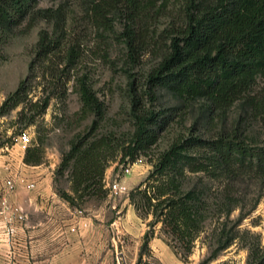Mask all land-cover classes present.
<instances>
[{"label":"trees","instance_id":"trees-1","mask_svg":"<svg viewBox=\"0 0 264 264\" xmlns=\"http://www.w3.org/2000/svg\"><path fill=\"white\" fill-rule=\"evenodd\" d=\"M38 1L0 0V44L26 18L54 21L56 34L39 33L30 63L31 69L46 64L51 88L36 91L41 81L34 80L45 79L46 69L29 73L2 102L0 115L21 106L17 122L35 124L52 98H65L73 79L80 107L72 117L76 125L92 120L62 151L56 174L69 184L57 187L59 196L72 207L105 198L109 164L126 165L148 155L169 125L183 124L186 109L200 101L186 133L149 158L152 168L129 192L130 203L141 218L151 216L145 241L159 224V232L186 259L207 233L209 255L199 264L238 241L247 249L246 264H264L260 234L240 226L262 195L244 211L245 186L264 187V85L255 90L264 77V0H88L84 13L91 25L123 44V70L130 78V124L123 128L112 119L113 127L105 130V101L86 74L72 77L81 53L76 41L65 49V9H36ZM147 55L155 62L142 85L131 69ZM159 91L172 102L153 108ZM45 138L37 129L25 149L26 164L43 161Z\"/></svg>","mask_w":264,"mask_h":264},{"label":"rangeland","instance_id":"rangeland-1","mask_svg":"<svg viewBox=\"0 0 264 264\" xmlns=\"http://www.w3.org/2000/svg\"><path fill=\"white\" fill-rule=\"evenodd\" d=\"M88 0H39L36 9L62 7L67 14L65 25V49L79 43L80 57L72 70V77L86 74L93 89L107 105V121L103 129L113 127L112 119H117L123 128L130 124L128 90L130 78L124 73L126 57L123 44L112 33L100 35L84 13ZM32 17V16H31ZM26 18L3 44H0V105L15 91L19 82L29 73L40 74L47 70L46 78L40 75L34 81H41L51 88L50 69L46 64L41 68L35 64L36 43L41 31L55 35V22L43 18ZM161 22H165L162 18ZM66 51L54 55V61ZM153 56H145L142 64L131 69L139 84L145 83V75L154 64ZM45 67V68H44ZM48 67V64H47ZM73 79L63 100L54 97L46 111L37 118L35 124L27 127L17 122L21 106L0 115V185L10 176L15 185L23 187L21 167L33 170L36 183L33 189H21L17 195L13 191L0 196V264H199L208 255L207 233L196 241L193 252L185 259L159 232V224L154 234L146 240L147 225L151 216L143 219L135 211L129 200V192L136 187L152 168L149 158L166 148L180 134L186 133L193 116L201 105L193 102L186 109V121H173L161 134L157 144L146 156H140L125 172V165L111 162L105 170V198H89L80 207H72L57 193V187L68 188L65 176L57 177L56 169L63 150L68 149L73 135L90 124L92 116L76 125L72 114L79 109L78 92L73 87ZM264 85V77H259L255 90ZM159 98L153 108L171 103L165 91H159ZM37 129L46 135L43 161L37 165L23 161L26 147L37 135ZM26 133L27 146L19 137ZM23 154L22 160L21 156ZM140 160V161H139ZM12 161V162H11ZM34 166V168H32ZM26 172L25 170L23 171ZM23 179V180H22ZM57 179V181H56ZM48 188L47 194L40 193L38 182ZM116 182L126 190L115 189ZM246 184V183H245ZM40 185V184H39ZM245 197L241 202L248 211L258 193H262L257 205L250 211L241 228L258 233L264 243V187L258 188L254 182L245 186ZM5 199V203L2 201ZM239 210L233 212L236 217ZM247 249L238 241L223 250L207 264H246Z\"/></svg>","mask_w":264,"mask_h":264},{"label":"built area","instance_id":"built-area-1","mask_svg":"<svg viewBox=\"0 0 264 264\" xmlns=\"http://www.w3.org/2000/svg\"><path fill=\"white\" fill-rule=\"evenodd\" d=\"M19 139H20V142L23 144V146L25 147V146H27V144H28V142L30 141L29 140V137H28V135L26 134V133H24V134H22L20 137H19ZM139 159V158H138ZM137 159V160H138ZM140 161V160H139ZM134 163V162H133ZM133 163H127L126 165H125V172L127 173V172H129V166L130 165H132ZM27 188L28 189H33L34 188V186H35V183L34 182H28L27 183ZM113 187L115 188V189H119V190H126V187H124V186H122L121 184H120V182H116L114 185H113ZM15 189V180H14V178L12 177V176H10L9 178H7L1 185H0V196L2 195V197L3 196H5V194L6 193H9V192H12L13 190ZM2 201L4 202L5 201V199L4 198H2ZM5 203V202H4Z\"/></svg>","mask_w":264,"mask_h":264},{"label":"crops","instance_id":"crops-1","mask_svg":"<svg viewBox=\"0 0 264 264\" xmlns=\"http://www.w3.org/2000/svg\"><path fill=\"white\" fill-rule=\"evenodd\" d=\"M22 157H23V154H22V156H21V160H22ZM12 162V161H11ZM32 168H34V166H32ZM21 169H23V171L25 170L26 172L24 173L22 170H21V176H23V179H25L24 181H23V187H19V185H18V183H16V185H15V189H14V191H13V195H17V194H19L20 192H21V189L20 188H24V189H28L27 188V183L28 182H35L36 183V178H35V176H34V174H32V172H33V170L32 169H30V168H24V167H21ZM22 179V180H23ZM37 184V183H36ZM40 184V185H39ZM38 187V189L40 190V193H42L43 195L44 194H47L48 193V188H46L45 186H43V180L42 181H40V182H38V185H37Z\"/></svg>","mask_w":264,"mask_h":264}]
</instances>
